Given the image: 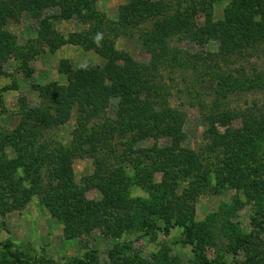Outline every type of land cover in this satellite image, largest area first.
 I'll return each mask as SVG.
<instances>
[{"label": "rangeland", "instance_id": "1", "mask_svg": "<svg viewBox=\"0 0 264 264\" xmlns=\"http://www.w3.org/2000/svg\"><path fill=\"white\" fill-rule=\"evenodd\" d=\"M128 1L130 0H96V5L106 23L115 25L119 20L120 6ZM159 1H167L165 4H170V7L179 4V0ZM229 3L230 0H214L210 18L213 21L223 19ZM173 8L168 12L172 13ZM56 10L55 7L50 8L44 13V17ZM194 15V23L202 25L204 13L197 12ZM255 18L259 19V15ZM154 23L155 19L142 20L139 30L153 26ZM54 25L68 37L72 32L85 33L92 30L95 23L71 18L57 19ZM36 26L35 19L26 12H21L9 19L5 29L23 46L29 39L36 37ZM176 31L168 40L173 47L191 53L218 49V41L209 40L201 45L183 36L182 29ZM137 34L117 36L116 47L129 51L138 62L148 63L150 54ZM105 63L106 59L92 47L86 48L74 43L63 44L54 50L46 48L30 57L29 66L33 69L30 77L23 72L21 59H9L0 73V150L4 149L10 159L17 158L18 152L12 144L3 145L4 135L11 133L19 124L23 100H27L30 106L40 104L41 98L34 89V84L44 85L53 81L67 84V69L87 65L103 66ZM254 64L246 65L248 78L256 65L261 69L264 67V60H258ZM163 72L168 73L166 70ZM189 72L191 73L185 75L171 71L169 75L173 79L167 75L163 78L173 91L172 97H169L170 104L181 109L184 114L181 115L179 131L174 139L166 135L158 138L142 137L137 130L136 133L126 135L112 131L108 137L111 134L116 140V151L110 153L109 149L102 147L97 151L111 165L120 162L124 156L123 167L126 171L118 175L114 172L112 181L115 187L123 180V176L131 177V180L125 181L124 194H119L121 198H126L122 204L127 210H124L123 215L119 208L118 217L111 219L115 227L107 228L103 224L92 228L89 227L90 223H82L81 229L72 235L68 233L65 222L46 203V195L34 190L29 197L24 196V200L16 201L14 206L4 210L0 208V244L12 242L23 255L43 254L65 264H73L74 258L86 253L97 256L88 264H200L193 246L185 239L182 224H188L199 231V234L205 235L206 252L210 260L216 262L213 264H264V144L248 145L241 136L227 134L230 129L241 131L242 119L237 114L216 122L213 131L211 123L205 117L208 111L203 110L199 100L209 103L214 98L220 89L219 79L211 80L213 76H207L201 68L198 73L191 69ZM197 76L199 80H196ZM190 87L198 93V99L188 96L186 88ZM180 89L183 91L180 92ZM109 100L108 106L97 114L100 117L96 116L95 120L104 122L117 119L119 98L112 96ZM249 108L264 119V87L231 92L218 111H250ZM76 114L73 111L66 122L50 129L49 135L57 146H67L73 140ZM214 135L218 137L214 138ZM109 142L111 143L110 140ZM155 144L160 146L157 148L169 145L173 155H181L187 149L193 157L190 162L184 161L180 164L181 167L174 168L168 175L158 170L151 177L144 170L140 175L136 174L129 161L137 163V150L151 148ZM159 153L161 151L154 150L142 159H147V163L154 162ZM94 158L89 155L76 157L72 162V170L75 183L83 189L84 196L99 201L104 198V194L101 188L92 183L97 182L99 177L90 178L95 172ZM184 159L186 160L185 156ZM141 162L146 163L144 160ZM115 167L118 170L120 168L119 165ZM111 171L113 172V168L105 169L102 175H110ZM21 174L23 171L19 169L17 175ZM85 176H89L88 179H83ZM44 179L47 181L46 170ZM25 184L31 186L29 180ZM122 216L126 219L129 217L132 223L124 221L123 226V221L119 219ZM92 219L93 217L89 218L90 221ZM144 220L155 222L159 227L149 225L148 229ZM168 225L170 230L166 233L164 228ZM5 253V249L0 251V264H3L2 257Z\"/></svg>", "mask_w": 264, "mask_h": 264}, {"label": "trees", "instance_id": "2", "mask_svg": "<svg viewBox=\"0 0 264 264\" xmlns=\"http://www.w3.org/2000/svg\"><path fill=\"white\" fill-rule=\"evenodd\" d=\"M213 2L214 0H179V4L170 7V4L166 5L159 0H130L120 6L119 20L115 25H108L102 18L96 0H0V73L9 59L19 58L23 72L30 77L33 72L29 66L30 57L46 48L54 50L66 43L92 47L106 59L103 66L87 65L67 69V84L54 81L44 85L34 84L33 87L41 98L40 104L30 106L27 100L22 101L19 124L11 133L7 132L5 140H2L3 145L12 144L18 156L10 159L4 149L0 150L1 210L14 206L16 201L24 200V196L29 197L36 190L46 195V203L65 222L68 233L72 235L81 229L82 223H90L89 227L92 228L103 224L107 228L115 227L111 219L118 217L119 208L123 215L124 210H127L122 204L126 198H121L119 194H124L125 181L131 180V177L127 178L125 174L126 177L123 176V180L115 187L112 181L114 172L118 175L126 171L123 167L124 156L117 162L120 164L111 165L97 151L101 147L109 149L110 153L116 151V140L111 134L108 137L112 131L126 135L136 133L137 130L142 137L158 138L166 135L175 138L182 120L181 115L184 114L169 101L173 91L163 78L167 75L173 79L169 75L171 71L186 75L191 73L190 69L198 73L201 68L207 76H213L211 80L218 78L220 89L214 98L209 103L199 100L203 110L208 111L205 117L211 123L213 131L216 122L237 114L242 119L243 127L241 131L230 129L227 134L241 136L248 145L264 144V119L257 116L254 110L218 111L231 92L264 87V67L261 69L256 65L250 78L246 71V65L264 60V0H230L223 19L217 21L210 18ZM53 7L57 10L45 18L44 13ZM170 8H173L172 13L168 12ZM21 12L29 14L37 25L36 37L29 39L23 46L5 29L9 19ZM197 12L205 15L202 25L194 23V14ZM258 15L259 19H256L255 16ZM71 18L85 23L94 22L95 25L88 32H72L66 37L56 29L54 21ZM145 19H155V23L139 30V23ZM177 29H182L183 36L201 45L209 40L218 41L217 51L191 53L171 46L169 37L172 33H177ZM135 33H138L150 54L148 63L138 62L129 51L116 47L117 36ZM164 70L168 73L165 74ZM196 80H199V76ZM186 90L188 96L198 99V93L191 87ZM112 96L119 98L117 119L104 122L95 120L97 114L108 106ZM73 111L77 113L73 140L67 146H57L49 131L66 122ZM217 137L214 135V138ZM105 140L107 141L103 142ZM157 147L160 146L155 144L151 148L137 150V163L129 161L136 174L140 175L144 170L151 177L158 170L168 175L174 168L181 167L180 164L184 161L190 162L193 157L187 149H183L186 152L180 153L181 155H173L169 145ZM154 150L161 151L154 162L147 163V159H142ZM87 155L95 157V172L90 178L99 177L97 182L92 181L104 194V198L99 201L87 199L83 189L75 183L73 159ZM142 160L146 163L141 162ZM118 165L119 170L115 167ZM111 168V176L102 175L103 170ZM19 169H22L23 174L17 175ZM45 170L47 181L44 179ZM28 180L30 187L25 184ZM90 217H93L91 221ZM119 219L123 221V226L124 221L132 223L129 217V220L126 217ZM145 223L147 228L159 227L155 222L144 220ZM177 223L181 224V221ZM182 226L185 239L193 246L200 264L216 263L210 260L206 252L205 235L199 234L192 225ZM164 229L169 233L170 225ZM4 249L6 253L2 257L3 264H65L43 254L23 255L12 242L0 244V251ZM96 258L94 253H86L74 258L73 264H88Z\"/></svg>", "mask_w": 264, "mask_h": 264}]
</instances>
